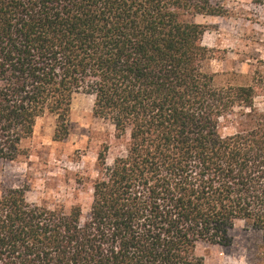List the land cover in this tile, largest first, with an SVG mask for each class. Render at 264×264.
Here are the masks:
<instances>
[{
	"label": "trees",
	"instance_id": "16d2710c",
	"mask_svg": "<svg viewBox=\"0 0 264 264\" xmlns=\"http://www.w3.org/2000/svg\"><path fill=\"white\" fill-rule=\"evenodd\" d=\"M224 14L208 0H0V161L25 155L45 114L64 140L76 94L127 138L110 165L98 152L84 216L3 188L0 264H204L197 245L230 246L238 221L264 243V62L238 86L201 69L193 19Z\"/></svg>",
	"mask_w": 264,
	"mask_h": 264
},
{
	"label": "rangeland",
	"instance_id": "374dc122",
	"mask_svg": "<svg viewBox=\"0 0 264 264\" xmlns=\"http://www.w3.org/2000/svg\"><path fill=\"white\" fill-rule=\"evenodd\" d=\"M225 10L223 16H195L204 25L202 45L210 53L201 69L215 87L244 85L259 62H264V4L251 0H208ZM93 98L73 96L68 135L52 140L55 118L45 114L36 120L33 135L23 142L25 155L12 162L0 161V191L24 188L26 201L48 208L79 206L84 216L91 203V186L98 177L96 157L107 148L106 164L125 153L127 138H117L112 125L93 116ZM221 135L235 131L222 121ZM228 247L199 244L195 254L204 264H264L260 233L238 221L230 232Z\"/></svg>",
	"mask_w": 264,
	"mask_h": 264
}]
</instances>
